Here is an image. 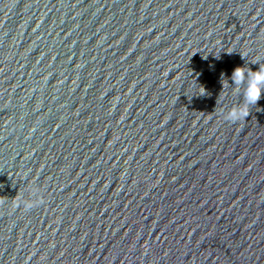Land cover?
I'll return each mask as SVG.
<instances>
[{
	"label": "water",
	"instance_id": "water-1",
	"mask_svg": "<svg viewBox=\"0 0 264 264\" xmlns=\"http://www.w3.org/2000/svg\"><path fill=\"white\" fill-rule=\"evenodd\" d=\"M259 65L264 0H0V264H264Z\"/></svg>",
	"mask_w": 264,
	"mask_h": 264
},
{
	"label": "clouds",
	"instance_id": "clouds-1",
	"mask_svg": "<svg viewBox=\"0 0 264 264\" xmlns=\"http://www.w3.org/2000/svg\"><path fill=\"white\" fill-rule=\"evenodd\" d=\"M231 80L236 91H239L242 85L244 86L243 106L233 107L225 117V119L235 122L248 117V106L256 105L261 99L262 93H264V66L259 65L256 71L250 68L246 70L245 67L238 66L233 70ZM33 195L36 196L38 194L33 193ZM33 206L34 204L31 202L25 203L26 209H30Z\"/></svg>",
	"mask_w": 264,
	"mask_h": 264
}]
</instances>
